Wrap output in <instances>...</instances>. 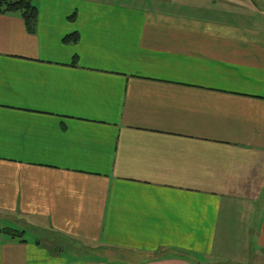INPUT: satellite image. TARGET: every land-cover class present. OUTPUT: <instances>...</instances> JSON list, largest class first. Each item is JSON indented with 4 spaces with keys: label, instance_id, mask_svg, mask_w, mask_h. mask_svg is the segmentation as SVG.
Wrapping results in <instances>:
<instances>
[{
    "label": "crops",
    "instance_id": "0c3cea01",
    "mask_svg": "<svg viewBox=\"0 0 264 264\" xmlns=\"http://www.w3.org/2000/svg\"><path fill=\"white\" fill-rule=\"evenodd\" d=\"M225 1L0 14V264H264V0Z\"/></svg>",
    "mask_w": 264,
    "mask_h": 264
},
{
    "label": "trees",
    "instance_id": "16d2710c",
    "mask_svg": "<svg viewBox=\"0 0 264 264\" xmlns=\"http://www.w3.org/2000/svg\"><path fill=\"white\" fill-rule=\"evenodd\" d=\"M0 14L18 15L24 22L28 33H33L38 18L37 8L33 5V0H0ZM78 35L72 34L63 39L64 43H76ZM0 233L10 237L17 242H25L24 231L15 228L5 227L0 229Z\"/></svg>",
    "mask_w": 264,
    "mask_h": 264
},
{
    "label": "rangeland",
    "instance_id": "374dc122",
    "mask_svg": "<svg viewBox=\"0 0 264 264\" xmlns=\"http://www.w3.org/2000/svg\"><path fill=\"white\" fill-rule=\"evenodd\" d=\"M119 1H122V0H119ZM125 2H127V0H124ZM134 1V0H133ZM193 1H196V2H204L205 0H193ZM224 1L225 0H216V2H217V4H221V5H224ZM128 2H130V0H128ZM246 2V1H245ZM225 3H231V4H234V1H225ZM237 3V2H236ZM237 4H239V3H237ZM29 233V232H28ZM30 234V233H29ZM31 238V236H29L28 234H27V237H26V239H30Z\"/></svg>",
    "mask_w": 264,
    "mask_h": 264
}]
</instances>
